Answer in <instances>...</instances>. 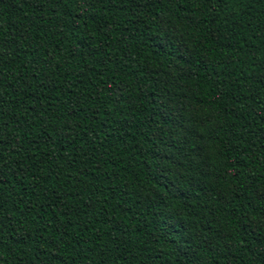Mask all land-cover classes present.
<instances>
[{"label":"trees","instance_id":"16d2710c","mask_svg":"<svg viewBox=\"0 0 264 264\" xmlns=\"http://www.w3.org/2000/svg\"><path fill=\"white\" fill-rule=\"evenodd\" d=\"M0 264H264V0H0Z\"/></svg>","mask_w":264,"mask_h":264}]
</instances>
